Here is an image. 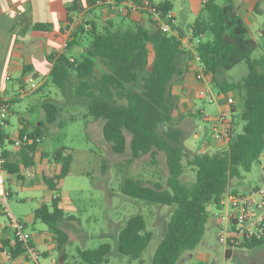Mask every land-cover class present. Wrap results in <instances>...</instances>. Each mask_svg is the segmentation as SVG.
Returning a JSON list of instances; mask_svg holds the SVG:
<instances>
[{
  "label": "trees",
  "instance_id": "16d2710c",
  "mask_svg": "<svg viewBox=\"0 0 264 264\" xmlns=\"http://www.w3.org/2000/svg\"><path fill=\"white\" fill-rule=\"evenodd\" d=\"M85 1L90 8L97 6V0ZM158 6L163 10L172 9L168 0L160 1ZM76 9L77 0L67 8V23ZM126 18L108 19L100 26L91 20L87 30L80 25L69 37L66 50L86 40L84 50L77 56L65 50L48 57L52 62L48 80L60 88L71 103L85 104L87 116L101 120L102 137L114 153L122 154L129 146L131 159L148 154L154 163L158 155L164 158L165 184L126 177L120 190L146 202L176 205L152 259V264H176L184 251L196 248L201 241L208 206H216L221 194L228 190L230 179L242 178L264 152V55L252 57L259 44L250 36L230 2L206 0L202 3L190 25L193 34L201 37L197 52L212 87L234 97V103L228 107L232 122L236 117L243 124L242 131L233 134L225 148L215 152H192L183 143L181 131L169 127L174 117L171 85L189 68L190 55L180 48L174 36L156 29L149 17L145 22L125 23ZM50 26L49 23L34 24V28L40 30H48ZM240 62L247 65V73L240 80L217 76L218 71L231 69ZM42 108L45 118L40 124L48 132L63 126L58 119L61 107L57 103L45 101ZM24 133L32 139L22 144L25 150H38L43 136L40 127L34 126L29 132L21 129L18 136ZM3 154L5 156V152ZM50 157L60 164V171L44 177V182L49 190L57 192L58 184L69 173L73 156L69 147L61 145ZM29 162L27 158L25 166ZM186 166L195 172L190 186L180 180ZM2 168L7 173H18L16 165L4 163ZM60 201V196L52 197L49 204L43 203L34 210L33 218L48 226L54 234L56 247L62 250L69 236L60 223L71 216L60 207ZM151 236L143 217L133 215L118 234V251L129 260L138 259ZM261 242L244 246L253 247ZM30 244L33 245L32 241ZM3 246L10 251L11 259L25 254L24 246L13 236ZM109 251L108 243L92 249H78L79 260L72 264H104ZM225 255H229L228 251Z\"/></svg>",
  "mask_w": 264,
  "mask_h": 264
},
{
  "label": "rangeland",
  "instance_id": "374dc122",
  "mask_svg": "<svg viewBox=\"0 0 264 264\" xmlns=\"http://www.w3.org/2000/svg\"><path fill=\"white\" fill-rule=\"evenodd\" d=\"M217 1L223 2L224 0ZM172 2L177 19L183 26L193 22L195 14L202 6V0H172ZM257 17V22L248 24L250 36L259 44V47L253 51L252 57L264 55V36L259 35L263 17L260 15ZM118 20V17L115 18V21ZM101 22L103 23V21ZM84 43L87 44V41H83ZM152 57L151 51L150 59ZM246 73V63L240 62L231 69L218 71L217 76L237 81ZM195 80V76L189 68L181 77L173 80L170 99L174 117L169 127L181 131L183 143L190 151L202 152L199 150L198 144L205 139L206 135L210 138L209 133L205 130L207 124L198 118L186 117L188 111L192 112V110H186V106L190 103L195 111L201 110L214 115L218 112L219 105L217 102H209L205 97L199 95V90L203 85L196 84ZM42 82V76H39L37 83ZM46 85L44 94L61 107L58 119L64 124L49 132L45 126H39L43 132L40 150L51 155L61 145L70 148L73 161L69 173L60 181L58 191L61 194L60 206L71 218L60 223L69 236V240L62 250H59L56 247V241L52 237L50 238L52 234L49 236V234L42 233V237L46 238V243L39 244V253L47 250V254L39 255V264H72L79 260L78 249H92L102 243L110 245L108 261L104 264H152L155 250L166 234L167 224L176 205L146 202L123 194L120 187L126 177L159 181L165 184L167 169L164 158L158 155L154 163L148 154L131 159L129 146L122 154L114 153L102 137L101 120H98L99 126L96 122L86 126L84 119L70 107V98L63 95L61 89L53 83L48 82ZM38 97H40L39 94L34 99L24 98L21 101V109L19 106L15 107L17 112L11 119L8 130L15 131L21 126L18 112L24 110L25 107L33 106ZM36 113L37 109H34L25 114L31 121H34ZM182 122L187 128L186 130L182 128ZM198 124H201L203 128L198 130ZM242 124L243 122L239 118H233L234 135L242 131ZM127 137L129 139V135ZM206 149L210 152L219 150L212 147ZM261 159L264 160V157L254 163L242 178L230 179L229 186L236 192L244 193L253 185H263L264 170ZM20 172L23 181L18 179L16 174L5 173L6 186L12 191L7 197L9 208L16 217L27 222L26 229L28 231L51 232L48 226L40 220H36L34 224L31 223L34 210L48 202L49 191L39 176V171L21 166ZM180 180L184 185L190 186L195 180L194 170L186 166ZM51 196L50 193L49 198ZM214 210V205L208 206L205 232L199 244L192 250L184 251L176 264H226L227 262L231 264H264V241L253 247L237 246L233 249L230 258L225 255L226 246L218 241L220 230L217 220L213 216ZM1 213L0 222L3 223L7 218L2 211ZM136 214L143 217L146 228L152 232V236L140 258L129 260L119 253L117 238L128 219ZM63 252L65 256H63ZM0 264H22V262L10 260L4 254H0Z\"/></svg>",
  "mask_w": 264,
  "mask_h": 264
},
{
  "label": "crops",
  "instance_id": "0c3cea01",
  "mask_svg": "<svg viewBox=\"0 0 264 264\" xmlns=\"http://www.w3.org/2000/svg\"><path fill=\"white\" fill-rule=\"evenodd\" d=\"M74 1L75 0H0V90L6 97L9 98L11 105V113L8 117L7 124L2 129V143L0 147L2 152H5V163L17 166L18 173L12 174H16L17 177L19 174L20 177H18V179H20L21 181H23L22 174L20 172L21 166L37 169L39 171V176L42 178L43 182L44 177L53 176L55 174H58L60 171V164L51 160L50 153L42 152L40 150V147L34 152L25 150L23 145L15 147L12 144V139L18 135L21 129H25L27 132H29L34 128V126L39 127L41 125L40 122L45 118V112L42 108V103L45 101H51V98L44 94L46 92L44 88L49 82L48 77L52 68V62L48 60V57L58 53L60 48L62 47V43L65 40H69L70 35L68 36L66 34L68 27L66 22L68 13L67 8L72 6L74 4ZM152 1L159 3L162 0ZM168 1H170L172 4L171 10L174 13L175 22L179 26V28L182 30L190 28V25L193 22L189 25L183 26L177 19V14L174 11L172 0ZM224 2H230L235 7L237 14L242 18L245 25L247 26L249 34L251 35L248 24L257 22V15L263 17L264 0H259V2L257 0H224L223 2L219 3ZM199 11L197 12V14H195V18L198 15ZM72 14V16L74 17L82 16L87 18L89 21L92 20L96 23L97 26L104 24L108 19L115 20V18L118 17V19L120 20L121 18V16L106 11L105 8L101 6L90 8L89 6H87L85 0H77V9ZM147 18L148 17L146 15H134L132 17H127L125 19V23H127L128 21L145 22ZM101 21H103V23ZM36 23H49L51 24V26L48 30H40L34 28V24ZM259 29V33L264 36L263 21L261 22V27ZM75 31H73V33ZM85 46L86 43L83 44L82 42L79 45L72 46L69 50H65L67 51V54L77 56L84 50ZM151 51L152 50L150 47V52ZM39 76H42V83H37ZM31 81H34L36 83V88L32 89L27 95L19 97L17 95L18 88L21 85L29 84V82ZM195 81L196 84L199 83L202 85L201 82L197 80ZM38 94L40 95V97L35 100L33 106L25 107L24 110H20V112H18V118L21 126L18 127L15 131L8 130L11 124V119L17 112L15 110V107L19 106L21 109V101L24 98L34 99V97H36V95ZM184 103L186 104L185 101ZM70 107H72V109L77 112V115H80L84 119L86 126L87 124H91L94 122H96L99 126V119H94L86 115L87 106L85 104L71 103L70 101ZM225 108L226 107L224 105L219 106V110ZM34 109H37V113L34 116V121H31L29 116L25 113ZM186 110H192V112L188 111L186 117H195L201 120V110L195 111L190 103L187 104ZM195 114H198L200 116H195ZM182 128L183 130L187 129L184 125V122H182ZM205 130H207V132L209 133L207 125ZM207 136L208 135H206L205 139L200 142V144H198L200 151H206L207 147H212L213 149L225 148L223 144L217 141H212L211 137L209 138ZM262 157H264V152L261 154L260 158ZM27 158H30V162L27 166H25L24 162L27 161ZM261 160L264 164V160ZM2 169L5 176V173L7 172L4 170V168ZM44 184L49 191L47 198L48 202H46L45 204H49L51 198L53 197L54 191L49 190L45 182ZM6 188L11 194V189L7 186ZM228 190L235 191V189L231 188L230 186L228 187ZM50 193L52 194V196L49 198ZM55 193H57V195L61 198V194L59 191ZM0 214H2L1 211ZM24 222L27 226V222ZM35 222L36 221L33 218L31 223L34 224ZM29 232L31 233V241L33 245L38 249V251L39 244L46 243V238L42 237V233L49 234V236L50 234H52L50 238L52 237L53 240H55L52 231L48 232L40 230L36 233L31 231ZM11 238L12 232L8 221L6 220L3 223L0 222V254H3L2 249L7 248L6 246H3V243H7V241ZM46 251L47 250H43L40 254L45 255L47 254ZM10 260H20L22 264L30 263L29 261H27V259H25L24 256H19Z\"/></svg>",
  "mask_w": 264,
  "mask_h": 264
},
{
  "label": "built area",
  "instance_id": "2783aa9c",
  "mask_svg": "<svg viewBox=\"0 0 264 264\" xmlns=\"http://www.w3.org/2000/svg\"><path fill=\"white\" fill-rule=\"evenodd\" d=\"M204 2L206 0H202V3ZM96 5L104 7L106 11L118 16L146 15L156 29L167 35L174 36L179 41L180 48L190 55L187 60L190 71L194 74L195 79L203 85L199 90V95L205 97L209 102H217L219 106L224 105L226 107L218 110L214 115L203 111L200 113L201 121L208 126L211 140L220 142L226 147L233 135L232 116L228 107L235 100L232 95L221 93L211 86L210 76L205 72L196 49L201 37L195 36L191 28L180 29L175 22L173 11L170 9L163 10L158 6V3L152 0H139L137 2L131 0L119 2L116 0H97ZM67 25L66 34L68 36H71L73 31L80 25L86 30L91 27L89 20L82 16H72V20ZM67 43L68 40H65L56 54L63 52L67 47ZM34 88H36L34 81L21 85L17 90V95L23 97ZM220 100H224L223 103H220ZM10 107L9 98L0 90V145L2 143V129L7 124L11 113ZM197 129H202V125L198 124ZM30 142H32V139L27 133H24L21 137L17 135L12 139V144L15 147ZM4 163L5 157L0 147V209L7 218L12 236L22 243L25 248L24 257L32 264H39L38 257L40 253L34 245L30 244L31 233L26 229L23 220L16 217L8 206L7 197L10 192L5 185L6 180L2 169ZM262 167L264 170V164ZM56 196L58 195L54 192L53 197ZM213 216L216 218L217 226L220 230L218 241L226 246V251L229 253L227 257L229 258L233 249L237 246L250 242L264 241V184L252 186L244 193L225 191L221 194L218 204L215 206ZM2 253L11 259L10 251L7 248L3 249ZM226 264L231 263L227 262Z\"/></svg>",
  "mask_w": 264,
  "mask_h": 264
}]
</instances>
